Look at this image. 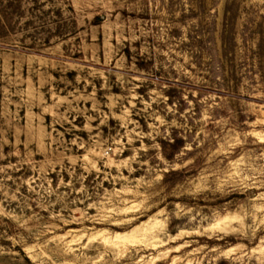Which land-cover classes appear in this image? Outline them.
<instances>
[{
  "label": "rangeland",
  "instance_id": "374dc122",
  "mask_svg": "<svg viewBox=\"0 0 264 264\" xmlns=\"http://www.w3.org/2000/svg\"><path fill=\"white\" fill-rule=\"evenodd\" d=\"M0 264H264V0H0Z\"/></svg>",
  "mask_w": 264,
  "mask_h": 264
},
{
  "label": "bare ground",
  "instance_id": "6f19581e",
  "mask_svg": "<svg viewBox=\"0 0 264 264\" xmlns=\"http://www.w3.org/2000/svg\"><path fill=\"white\" fill-rule=\"evenodd\" d=\"M236 220L235 214H225L224 216L219 217L211 226L210 229L225 231L230 230L232 223Z\"/></svg>",
  "mask_w": 264,
  "mask_h": 264
}]
</instances>
